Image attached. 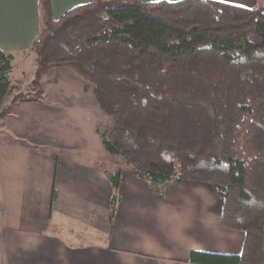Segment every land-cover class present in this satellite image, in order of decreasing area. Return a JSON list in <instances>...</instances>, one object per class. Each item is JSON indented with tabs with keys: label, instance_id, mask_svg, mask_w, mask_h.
<instances>
[{
	"label": "trees",
	"instance_id": "obj_1",
	"mask_svg": "<svg viewBox=\"0 0 264 264\" xmlns=\"http://www.w3.org/2000/svg\"><path fill=\"white\" fill-rule=\"evenodd\" d=\"M39 7L29 91L5 107L14 56L0 49V120L42 96L48 70L67 68L111 119L107 154L159 196L184 179L210 184L221 226L243 233L239 254L191 251L188 264H264V3L92 0L57 19L51 0ZM108 176L111 222L123 176Z\"/></svg>",
	"mask_w": 264,
	"mask_h": 264
},
{
	"label": "crops",
	"instance_id": "obj_2",
	"mask_svg": "<svg viewBox=\"0 0 264 264\" xmlns=\"http://www.w3.org/2000/svg\"><path fill=\"white\" fill-rule=\"evenodd\" d=\"M91 1L51 0L53 17ZM216 1L252 7L263 0ZM41 28L39 0H0V49L14 56L11 85L24 78L28 82L30 72L33 77L35 57L29 49ZM24 53L27 59H20ZM59 83L65 84L50 85L58 97ZM90 94L86 97L93 106ZM41 97L22 102L36 109ZM12 123L14 134L19 123ZM83 132L79 130L80 138ZM101 146L99 137V153ZM121 173L110 222L109 173L93 157L81 155L74 146L59 151L22 138L0 140V264H188L191 251L241 252L243 233L221 226L222 202L212 204L217 193L210 184L184 179L167 185L159 196L134 171Z\"/></svg>",
	"mask_w": 264,
	"mask_h": 264
},
{
	"label": "rangeland",
	"instance_id": "obj_3",
	"mask_svg": "<svg viewBox=\"0 0 264 264\" xmlns=\"http://www.w3.org/2000/svg\"><path fill=\"white\" fill-rule=\"evenodd\" d=\"M19 58L27 59V54L24 53ZM57 69L48 70L44 74L45 76L43 75V96L38 101L39 109H34L32 103L18 102L11 116L0 120V140L22 138L28 143L37 144L38 147L46 148L47 146L59 151H65L74 146L81 155L93 157L95 162L103 166L108 173L123 171L127 174L132 172V168L123 164L117 156L107 154L103 146H101L102 152L99 153L96 150V143H98L99 137L101 138V133L110 128L111 119L97 104L92 106L91 103H88L90 99L86 97V93L91 98L92 86L84 84L85 82L67 68ZM31 76L30 72L28 82L32 79ZM57 81L65 82V84H58L59 87L61 86L59 97L58 91L50 86ZM28 82L25 78L13 81L12 90L3 99L1 107H5L9 99L17 92L29 91ZM79 90L85 92V97L80 95ZM51 106L53 109H50ZM54 115L58 117L54 119ZM12 121L16 122V125L19 123V126L14 128L15 135L11 132L10 123ZM80 129L84 131L81 138L79 137ZM94 129H96V134ZM19 134L20 137H18ZM88 147H92V149L90 148L88 151ZM169 184L173 185L174 183ZM166 186L160 187L161 191H164ZM214 197V200L211 199L212 204L215 202L218 205L221 204V199L217 197V194Z\"/></svg>",
	"mask_w": 264,
	"mask_h": 264
}]
</instances>
